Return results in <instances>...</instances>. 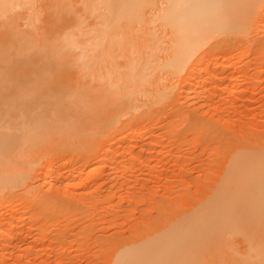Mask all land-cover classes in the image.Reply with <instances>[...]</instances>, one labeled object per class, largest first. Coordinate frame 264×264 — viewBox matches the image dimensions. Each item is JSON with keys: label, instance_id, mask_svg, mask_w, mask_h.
Segmentation results:
<instances>
[{"label": "rangeland", "instance_id": "374dc122", "mask_svg": "<svg viewBox=\"0 0 264 264\" xmlns=\"http://www.w3.org/2000/svg\"><path fill=\"white\" fill-rule=\"evenodd\" d=\"M166 3L0 0V264H264V0L180 68Z\"/></svg>", "mask_w": 264, "mask_h": 264}, {"label": "bare ground", "instance_id": "6f19581e", "mask_svg": "<svg viewBox=\"0 0 264 264\" xmlns=\"http://www.w3.org/2000/svg\"><path fill=\"white\" fill-rule=\"evenodd\" d=\"M214 2L215 0H167L165 8L162 10L161 17L163 21H165L167 24H170L175 29L176 39L173 45L171 60L172 65L179 66L180 68V65H183L186 59L192 57L197 51L204 49L213 38L221 34L231 33V30L227 32L222 30V28H226L227 26H229L228 23H226L228 21L227 17L223 15V10H225L224 8H222L223 3ZM135 6L136 5H130L131 9L129 11H124V13L129 12L128 15H123L126 19L132 20L133 16L130 13H132L131 11L133 10V8H135ZM260 26V31L264 34V14ZM113 139L114 138L110 140L111 143L113 142ZM111 148L112 146L108 145L105 149L106 161L109 160V153ZM56 162H54L53 160H48L46 163V167L50 171V175L48 177L49 180L47 181V188L49 191H51L50 193H53L57 190V181H59V177L63 173L60 172V170L57 171L55 169ZM58 164H56V167L59 166L58 168L61 167L64 170H66L65 168L68 165V163H61V161L58 162ZM64 186L68 187L64 188V191L73 195V193H70L72 189L71 191L69 190L70 192H68V190L66 191V189L72 188L71 185L66 184ZM58 193H60V191H57V194ZM67 193L66 195L69 198ZM60 195H62V193ZM66 195L63 196L65 197ZM72 197L74 198V196ZM61 198L63 197L61 196ZM73 198H71V200ZM74 200L76 201L77 199L74 198ZM5 203L6 202L4 200H0V209L6 206ZM92 208L94 207L92 206ZM207 208L208 207L206 206L202 207V211H200V213H204ZM9 227L10 228L5 234L6 236H8L13 230L12 222L9 223ZM122 250L116 254V257L111 264H123L127 259H129V257L131 256L130 252ZM4 259L5 255L3 254L1 255V260L3 261Z\"/></svg>", "mask_w": 264, "mask_h": 264}]
</instances>
